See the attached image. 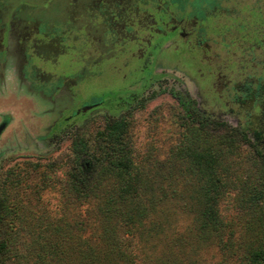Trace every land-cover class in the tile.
Returning a JSON list of instances; mask_svg holds the SVG:
<instances>
[{"label": "rangeland", "instance_id": "obj_1", "mask_svg": "<svg viewBox=\"0 0 264 264\" xmlns=\"http://www.w3.org/2000/svg\"><path fill=\"white\" fill-rule=\"evenodd\" d=\"M228 1L234 5L224 0L220 8ZM178 2L0 0V120L8 117L0 133V243L12 241L0 264H96L88 254L102 256L103 235L123 252L117 264L264 263V145L253 119L240 120L239 109L207 87L221 59L233 69L230 58L243 56L251 37L238 25H263L261 7L236 4L242 21L205 15L201 27L220 57L207 65L196 49L169 44L171 33L152 34L155 24L168 28ZM210 5L217 4L205 13ZM171 91L220 126L197 138V122ZM111 120L125 122L134 191L114 205L119 212L102 215L112 180L99 174V191L82 198L69 174L96 163ZM184 136L218 154L214 230L200 227V182L176 153Z\"/></svg>", "mask_w": 264, "mask_h": 264}, {"label": "trees", "instance_id": "obj_2", "mask_svg": "<svg viewBox=\"0 0 264 264\" xmlns=\"http://www.w3.org/2000/svg\"><path fill=\"white\" fill-rule=\"evenodd\" d=\"M170 95L187 111V115L197 122L195 133L197 138L201 132L203 133L205 130H212L220 126L210 117L199 113L195 108L194 100L186 98L178 91H171ZM7 118L4 120L6 121ZM124 130L125 122L123 120L108 121L103 128L104 144L102 154H99L93 160L96 163L88 162L83 165L81 164L69 174V186L71 190L82 198L94 196L96 191H99V186L101 185L98 178L99 174H103L112 180V190L103 192L105 197L104 207L102 210L98 209L102 215H106L109 212H119V209L114 207V205L116 203H125L128 195L134 191L129 176L130 161L127 149L121 140ZM197 138L193 139L184 136L176 153L179 158L187 162L188 170L200 182L198 195L200 227L214 230L219 225L215 205L222 187L221 181L216 176L218 154L209 147L202 148L198 146ZM2 204L0 203V209L3 207ZM8 213L10 214L11 212L9 211ZM144 214L145 210L141 208L139 215L142 216ZM101 238L106 244V249H104L102 256L94 255L93 253L88 254L92 258L91 260H95L96 264H117V259L120 261L124 260L123 252L117 243H114L106 235H103ZM11 244L12 241L10 239L1 242L0 252L10 249ZM261 252L262 250H256L252 255L255 256ZM47 255L50 256L52 253L49 252ZM261 264L264 263L261 262Z\"/></svg>", "mask_w": 264, "mask_h": 264}, {"label": "flooded vegetation", "instance_id": "obj_3", "mask_svg": "<svg viewBox=\"0 0 264 264\" xmlns=\"http://www.w3.org/2000/svg\"><path fill=\"white\" fill-rule=\"evenodd\" d=\"M211 1L193 0L189 4L185 3L184 7L181 0H179L174 6V12L169 15L170 25L168 28L162 30L156 28L155 24V28L152 30L154 33L152 34L164 35L168 32L171 33L173 41L169 42V44L179 42V44L185 45L188 49H196L199 52V62L202 61V63L204 62L207 65L210 63L212 65V63L220 60V57H217L215 54L212 55V51L217 44L215 41H206L205 33L201 27L202 20L205 18V15H209V17L217 18L226 16V20L239 18L242 21L243 17L237 11L236 4L238 5L246 0H235L234 5L229 4L228 1L226 2L227 7L225 6V9L220 8V4L224 0ZM247 1L261 7L260 13L264 19V0ZM209 3L213 5L216 3L217 5H210V9L205 13L207 11L205 6ZM217 6L219 9L216 8ZM151 23L154 22L152 21ZM238 27L242 28L244 36L251 37L249 44L244 45L243 49H240L243 56L241 55L234 59L230 58L235 63L233 69H227L226 67L229 60H223L224 63L221 59L220 63L212 69L207 87L208 89L214 88L216 97L222 101L223 106L230 105L239 109L237 110V114L240 120L247 121L253 119L252 127L255 128L256 134L261 139L262 145H264V23L258 28L255 26L247 27L241 24ZM202 84L206 85L204 82ZM5 118L0 120V124L4 123V128L7 124V120H4Z\"/></svg>", "mask_w": 264, "mask_h": 264}, {"label": "water", "instance_id": "obj_4", "mask_svg": "<svg viewBox=\"0 0 264 264\" xmlns=\"http://www.w3.org/2000/svg\"><path fill=\"white\" fill-rule=\"evenodd\" d=\"M4 124H0V132L3 130Z\"/></svg>", "mask_w": 264, "mask_h": 264}]
</instances>
